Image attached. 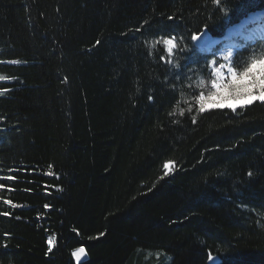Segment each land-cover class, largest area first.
Instances as JSON below:
<instances>
[{
  "label": "trees",
  "instance_id": "obj_1",
  "mask_svg": "<svg viewBox=\"0 0 264 264\" xmlns=\"http://www.w3.org/2000/svg\"><path fill=\"white\" fill-rule=\"evenodd\" d=\"M254 13L264 0H0V264H264V104L201 113L181 73L208 78L194 38Z\"/></svg>",
  "mask_w": 264,
  "mask_h": 264
},
{
  "label": "rangeland",
  "instance_id": "obj_2",
  "mask_svg": "<svg viewBox=\"0 0 264 264\" xmlns=\"http://www.w3.org/2000/svg\"><path fill=\"white\" fill-rule=\"evenodd\" d=\"M262 39H264V15H261L259 13L251 14L249 18L244 19L237 26H234L229 30H227L222 40H214L212 46L208 45L206 48L203 49L209 52L211 51L213 54L211 55L213 60L209 62L207 68V73L209 72L208 78L203 74L202 68H195V66H193L191 69L190 68L187 69L184 67V69L181 70L182 76L186 84L192 87L193 94L197 95L195 101L198 109H199V95L203 93L205 97H207L208 93L213 90L211 87L212 80L217 79L215 75V70L217 68H220L221 64L224 65V67L221 69V73H222L221 82L226 83L230 77V74L228 73L227 69L229 67H233L232 65L234 58L236 56L235 54L241 50V47L243 45L252 44ZM164 40H161L160 43L163 45L165 49L167 61L171 65V67L178 69L180 62L176 58L175 41L172 39V44L167 45L164 43ZM229 54L231 55L229 56ZM225 57H227V59H225ZM239 109L241 108L237 107L236 111ZM211 110L231 111V109L227 107L223 109H214L211 107V105H207L204 112ZM168 165L169 168L165 169L164 167V170L165 172L170 174L173 171V166L170 163H168ZM84 257L85 254L83 252H80L79 250L73 253V258L75 262L81 261Z\"/></svg>",
  "mask_w": 264,
  "mask_h": 264
},
{
  "label": "snow or ice",
  "instance_id": "obj_3",
  "mask_svg": "<svg viewBox=\"0 0 264 264\" xmlns=\"http://www.w3.org/2000/svg\"><path fill=\"white\" fill-rule=\"evenodd\" d=\"M164 43L171 45L172 39H165ZM223 67L224 65L221 64L220 68L215 70L217 79L212 80L213 90L208 93L207 97L203 93L199 95V111L201 113L205 111L207 105H211L214 109L227 107L235 112L237 107L245 108L257 101L264 104V56L251 59L247 66L239 72L233 67H229L227 71L230 77L226 83L221 82ZM3 79L4 77H0V80ZM149 99L151 100V97ZM164 167L168 169L169 165L165 164ZM165 175L168 173L165 172ZM79 251L84 252V249L81 248ZM208 259L212 260L213 257L209 256Z\"/></svg>",
  "mask_w": 264,
  "mask_h": 264
},
{
  "label": "water",
  "instance_id": "obj_4",
  "mask_svg": "<svg viewBox=\"0 0 264 264\" xmlns=\"http://www.w3.org/2000/svg\"><path fill=\"white\" fill-rule=\"evenodd\" d=\"M212 40H216V39L211 38V36L207 32H204L194 38L193 44L198 49H204L207 47V45L210 42H212ZM211 257H213V259L212 260L208 259L207 264H221V260L218 257L215 256H211Z\"/></svg>",
  "mask_w": 264,
  "mask_h": 264
},
{
  "label": "bare ground",
  "instance_id": "obj_5",
  "mask_svg": "<svg viewBox=\"0 0 264 264\" xmlns=\"http://www.w3.org/2000/svg\"><path fill=\"white\" fill-rule=\"evenodd\" d=\"M230 33H231V32H230ZM228 35H229V34H228ZM216 40H218V39H216ZM213 42H214V40H212V42H210V44H208V45H209V46H210V45L212 46V45H213V44H212ZM208 45H207V46H208Z\"/></svg>",
  "mask_w": 264,
  "mask_h": 264
}]
</instances>
